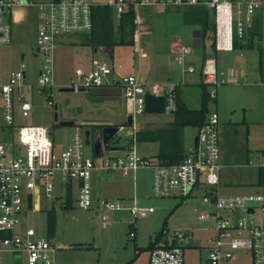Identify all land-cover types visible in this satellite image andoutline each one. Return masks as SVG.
Segmentation results:
<instances>
[{
	"label": "rangeland",
	"instance_id": "1",
	"mask_svg": "<svg viewBox=\"0 0 264 264\" xmlns=\"http://www.w3.org/2000/svg\"><path fill=\"white\" fill-rule=\"evenodd\" d=\"M45 1L49 0H33L34 3ZM91 1L97 6L112 5L116 0ZM191 8L193 7L167 5L142 9L140 14L146 20L145 26L149 29L151 27V33L144 34L139 39L135 35V45H118L114 47L112 55L105 53L104 48L93 52L88 44L91 41L90 33L70 34L59 38L56 74L52 86V101L55 105L49 106L48 98L40 91L26 92L34 109L27 118L18 114L16 125L48 127L53 131L55 149L58 152L64 150L70 142L74 125L79 126L82 131L90 130L91 144L86 145L85 154L94 157L95 148L102 145L103 129L106 126H129L125 95L120 89L114 94L92 88L82 91L62 90L70 88L65 85L74 78L75 69L83 61L90 63L95 58L114 65L123 64L125 73L137 75L143 83L161 81L156 80L159 70L169 69L175 75L183 71V67L178 64L177 52L172 49L174 42L178 40L176 45H185L194 50V53L187 56L186 62L187 66H195L196 72L186 73L185 83L182 85V97L186 105L190 109H200L204 92L216 95L215 100L209 97L208 109L210 113L217 112L220 116L219 135L223 149L219 191L223 195L264 196V182H259L260 168L257 166L264 159V75L260 69V52H264V12L261 30L254 37L252 47L245 46L244 38L240 39L232 51H215L212 31L202 37L200 48H193V34L200 28L198 25L185 24L181 17V12ZM39 21L37 7L31 5L26 8L24 19L13 22L12 43L0 45V77L3 79L25 64L27 83L36 85L38 82L42 63V56L36 51ZM141 53L144 57L140 56ZM208 57L216 60L220 79L224 82L202 87L201 68ZM55 114H58V121L55 120ZM173 117L170 113L145 112L136 118L137 129L139 132L158 134L162 129L168 128ZM61 121H70L74 125L61 126ZM195 133H198L195 127L183 131L186 151L193 144ZM118 137L122 138L120 147L128 143L122 132L110 140L109 148L114 146ZM136 150L140 155L154 157L159 152V143L137 141ZM251 161L254 164L252 166ZM54 181L57 199L48 201L43 197L39 208L26 211L23 222L25 226L35 227L41 235L46 236L48 211L55 209L57 230L53 242L59 248L56 264H59L58 259L60 261L61 258L70 264H145V258H150V251L145 248L162 230L165 221V235L169 240L179 230L190 234L186 264H205L207 247L215 235V231L211 229L215 221H201L199 212L195 209L203 207V197L210 191L207 185H201L190 197L155 198L150 169H139L130 176H123L118 171L95 172L93 184L96 195L103 194L113 200L120 197L137 200L139 206L154 207L156 210L147 218L135 220L128 211L110 212L108 221L104 222L94 210L80 208L75 198L73 206L64 209L66 195L63 181L59 175H55ZM132 222L133 227L130 226ZM131 231L135 232V236L130 235ZM68 247L72 249L62 257L61 254L65 252L63 250ZM238 253L242 264H253L250 252ZM2 262L15 264L14 254L2 252Z\"/></svg>",
	"mask_w": 264,
	"mask_h": 264
},
{
	"label": "built area",
	"instance_id": "2",
	"mask_svg": "<svg viewBox=\"0 0 264 264\" xmlns=\"http://www.w3.org/2000/svg\"><path fill=\"white\" fill-rule=\"evenodd\" d=\"M31 5L37 7L40 16L36 51L42 56V63L38 82L36 85L27 83L25 64L8 78L0 77V253L20 254L22 258L25 254V264H55L58 247L52 239L48 235H41L35 227L25 226L23 222L30 193L33 195V209L40 207L43 197L48 201L57 199L55 175L62 179L66 197L71 193L80 208L94 210L104 222L108 221V213L116 211H128L134 220L147 218L155 213L154 207L139 206L137 200L96 197L93 179L95 172L118 171L123 176H130L139 169H150L155 198H186L203 184L210 188L203 197V207L195 209L201 221H215L211 228L215 235L207 247L206 264H226L239 251L250 252L253 264H264V196L222 195L218 190L222 149L220 116L217 112H211L207 122L198 129L197 141L179 163L169 164L156 156H142L136 150L139 132L136 118L146 112V95L163 97L164 113L174 114L178 108V87L184 84L183 81L143 83L135 74H122L123 64L114 65L99 59L91 60L89 67L77 68L74 78L65 87L76 91L117 88L124 93L127 114L132 116L133 123L117 126L118 132L114 138L124 132L128 139L121 154H114L115 151L102 143L98 155L95 151L94 157L86 156V131L76 125L67 147L59 152L55 149L53 131L48 127L16 125L18 114L27 118L34 109L26 92L40 91L48 98L49 106L55 105L52 86L59 38L90 33L93 29V8L96 6L91 0H49L39 3L33 0H0V45L12 43L11 18L14 9ZM167 5L207 7L214 19L216 51L234 50L236 39L245 38L248 44L256 24L259 22L262 26L264 0H116L111 6L118 19L133 9L136 35L142 36L147 28L146 20L140 14L141 9ZM176 52L183 74L195 73L196 67L187 66L186 62L187 56L194 50L181 45ZM140 56L144 57V54ZM201 75L206 85L224 82L220 79L213 57L205 58ZM211 97L215 99L216 95L211 94ZM250 165H254L252 161ZM257 166L264 168V159ZM130 235L135 236V232L131 231ZM189 240L190 234L180 230L170 240L165 236L163 243L150 251L148 264H186Z\"/></svg>",
	"mask_w": 264,
	"mask_h": 264
},
{
	"label": "trees",
	"instance_id": "3",
	"mask_svg": "<svg viewBox=\"0 0 264 264\" xmlns=\"http://www.w3.org/2000/svg\"><path fill=\"white\" fill-rule=\"evenodd\" d=\"M193 7L182 12V17L185 24L198 25L202 31V37L207 36L212 31L213 39L215 24L211 11L204 6H190ZM114 7L111 5H97L93 8V29L90 32L91 41L88 43L94 49L104 48L114 50L118 45H135L136 22L135 12L130 9L124 13L119 20H115ZM261 30V24L258 22L255 29L250 33V41L245 46L252 47L254 37ZM213 40V48L215 50V41ZM240 40H235L234 49ZM216 51V50H215ZM260 69L264 75V52H260ZM202 87L206 84L202 83ZM182 86L178 87V108L173 114L174 120L168 128L159 131L158 134L151 132H138V141L140 142H158L160 149L156 158L169 163H179L186 156L184 148L183 130L186 127H195L200 129L209 119L211 114L208 109L209 97L211 95L204 92L202 95V105L200 109H190L181 96ZM215 100V99H214ZM259 182H264V169L259 170ZM73 206V197L69 193L66 197V202L63 204L64 209ZM165 224L160 232H158L154 239L150 241L145 248L151 251L158 245L163 243L165 238ZM47 235L53 239L57 230V216L55 209L48 211L47 215Z\"/></svg>",
	"mask_w": 264,
	"mask_h": 264
},
{
	"label": "crops",
	"instance_id": "4",
	"mask_svg": "<svg viewBox=\"0 0 264 264\" xmlns=\"http://www.w3.org/2000/svg\"><path fill=\"white\" fill-rule=\"evenodd\" d=\"M170 6H174V5H170ZM28 7H30V6H25V7H18V8H16V9H14V11H13V13H12V24H13V22H19L20 20H22V19H24V17H25V14H26V8H28ZM152 7H154L155 8V6H145V7H143L142 9H147V8H152ZM160 7V6H159ZM177 7H184V6H177ZM141 9V10H142ZM114 16H115V18H116V21L117 20H119L118 18H117V16H116V13H115V11H114ZM181 17H182V12H181ZM183 18V17H182ZM39 25H40V21H39ZM146 32H144L142 35H146V34H150L151 33V31H150V29H151V27H150V29H149V27L148 26H146ZM38 29H39V26H38ZM138 39H139V37H141L142 38V36L140 35V34H137V36H136ZM176 43H179V41L178 40H176L175 42H174V44H173V47H172V49L173 50H175L176 51V49L178 48L177 46H178V44L176 45ZM92 48V47H91ZM92 50H93V52H97L98 51V48L97 49H94V48H92ZM105 51V53H111V55L113 54V51L112 50H110V49H104ZM95 59V58H94ZM93 60V59H92ZM56 62H57V57H56ZM90 63H91V61H90ZM90 63L89 62H86V61H83V63L81 64V66H79V67H89V65H90ZM124 66V65H123ZM79 67H77V68H79ZM77 68L75 69V72H76V70H77ZM75 72H74V74H75ZM122 74H132V73H125V71H122L121 72ZM183 71H182V73H180V72H178V74L177 75H175V73L173 72V71H170L169 69H162V70H159V73H157V75H156V80H161V81H156V82H161V83H164V82H180V81H183L184 83H185V81H184V75L185 74H183ZM148 75V77L150 78L151 77V75L150 74H147ZM175 78V79H174ZM144 82H146V81H144ZM147 83V82H146ZM150 83H152V82H150ZM153 83H155V82H153ZM97 90H101V91H106V92H110V91H114V92H116V93H118V90H117V88H98ZM181 96H182V89H181ZM183 98V97H182ZM184 100V99H183ZM173 120H174V117H173ZM173 120L170 122V124L173 122ZM169 127V126H168ZM189 127H186L183 131H185L186 129H188ZM196 135H197V133H195L194 135H193V139H192V143H194L195 142V137H196ZM184 138V137H183ZM115 146V145H114ZM192 146V145H191ZM159 149H160V144H159ZM221 149H223V145L221 144ZM121 151V150H120ZM159 151V150H158ZM187 152V151H186ZM142 156H147L146 154H143ZM219 190V189H218ZM220 192V191H219ZM221 193V192H220ZM224 193V192H223ZM94 194H95V196L96 197H104V198H107V199H111V198H109V197H107V196H105V195H100V196H98V195H96V192H95V188H94ZM222 194V193H221ZM223 195V194H222ZM120 199H125L124 197L123 198H118V200H120ZM111 200H113V199H111ZM127 200V199H126ZM134 225V224H133ZM133 225L131 226V227H133ZM52 241H53V239H52ZM54 243V242H53ZM59 249V248H58ZM72 248L71 247H68V248H65V250H63V251H65L64 253H62L61 255H62V257H65L69 252H67V251H70ZM58 251V250H57ZM57 251H56V253H55V264H56V260H57ZM15 256V264H16V258H17V256H20V261H21V264H25L24 263V255H23V258H22V255H20V254H18V255H14ZM148 257V256H147ZM145 258V264H146V262H148L149 263V259L148 258ZM63 258H61V260H62ZM61 260L59 261V259H58V262H59V264H70V263H65V259H63V262H61ZM207 261V260H206ZM206 261H205V264H206ZM3 262H2V253H0V264H2ZM147 263V264H148ZM128 264V263H127ZM226 264H242L241 263V258H240V254L239 253H236V255L230 260V261H228Z\"/></svg>",
	"mask_w": 264,
	"mask_h": 264
},
{
	"label": "water",
	"instance_id": "5",
	"mask_svg": "<svg viewBox=\"0 0 264 264\" xmlns=\"http://www.w3.org/2000/svg\"><path fill=\"white\" fill-rule=\"evenodd\" d=\"M194 36V40H193V48H200L202 46V31L196 30L193 34ZM62 90H73L72 88H63ZM110 93L114 94L116 92L114 91H110ZM146 112H150V113H164L165 112V100L163 97H155L151 94H147L146 95ZM55 120L58 121V114H55ZM128 123L132 124L133 123V118L132 116H130L128 118ZM61 126H73L74 123L70 122V121H61L60 122ZM118 132V128L115 126H106L103 129V135H102V140L101 142L104 145H108L110 140L112 138H114L116 136ZM86 145H90L91 144V139H90V135L91 132L90 130H87L86 132ZM50 134H52V132H50ZM197 141V136L195 137V142ZM121 142V138L118 137L115 141V146L111 147L112 151H120V150H124L123 147H120L119 144ZM101 144H99L96 148L95 151L97 153V155L100 152L101 149ZM28 210H33V195L32 193H30L28 195ZM16 264H21L20 261V256H17L16 258Z\"/></svg>",
	"mask_w": 264,
	"mask_h": 264
}]
</instances>
